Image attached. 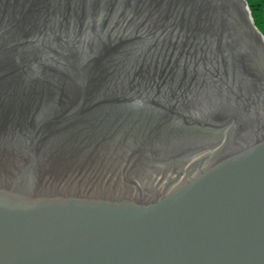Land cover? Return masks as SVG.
<instances>
[{
    "label": "water",
    "instance_id": "water-1",
    "mask_svg": "<svg viewBox=\"0 0 264 264\" xmlns=\"http://www.w3.org/2000/svg\"><path fill=\"white\" fill-rule=\"evenodd\" d=\"M0 264H264L245 0H0Z\"/></svg>",
    "mask_w": 264,
    "mask_h": 264
},
{
    "label": "trees",
    "instance_id": "trees-1",
    "mask_svg": "<svg viewBox=\"0 0 264 264\" xmlns=\"http://www.w3.org/2000/svg\"><path fill=\"white\" fill-rule=\"evenodd\" d=\"M253 24L264 37V0H245Z\"/></svg>",
    "mask_w": 264,
    "mask_h": 264
}]
</instances>
